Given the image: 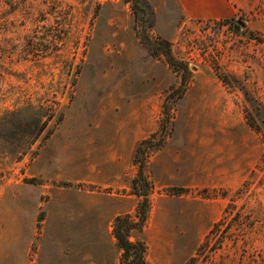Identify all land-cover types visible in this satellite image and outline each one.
Masks as SVG:
<instances>
[{
	"label": "rangeland",
	"instance_id": "rangeland-1",
	"mask_svg": "<svg viewBox=\"0 0 264 264\" xmlns=\"http://www.w3.org/2000/svg\"><path fill=\"white\" fill-rule=\"evenodd\" d=\"M178 2L0 0V264H121L146 192V264H264V0Z\"/></svg>",
	"mask_w": 264,
	"mask_h": 264
},
{
	"label": "trees",
	"instance_id": "trees-1",
	"mask_svg": "<svg viewBox=\"0 0 264 264\" xmlns=\"http://www.w3.org/2000/svg\"><path fill=\"white\" fill-rule=\"evenodd\" d=\"M128 1H134L135 3L139 2V0ZM165 55L168 58L169 63L174 65V58L170 50H167ZM185 69L187 70L186 66ZM147 142L148 140L145 139L141 145ZM149 209L150 199L148 192H146L143 200L138 206L135 216L127 213L115 217L113 235L122 250L120 257L121 264H146L147 245L142 239L138 238L132 240L131 234L134 231L142 232L144 230V223L147 219ZM193 259L194 258H192V261ZM192 261L186 264H193Z\"/></svg>",
	"mask_w": 264,
	"mask_h": 264
},
{
	"label": "crops",
	"instance_id": "crops-1",
	"mask_svg": "<svg viewBox=\"0 0 264 264\" xmlns=\"http://www.w3.org/2000/svg\"><path fill=\"white\" fill-rule=\"evenodd\" d=\"M186 13L199 17H221L226 14L232 0H178Z\"/></svg>",
	"mask_w": 264,
	"mask_h": 264
}]
</instances>
